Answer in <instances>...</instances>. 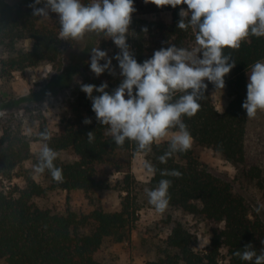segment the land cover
<instances>
[{
  "label": "trees",
  "instance_id": "16d2710c",
  "mask_svg": "<svg viewBox=\"0 0 264 264\" xmlns=\"http://www.w3.org/2000/svg\"><path fill=\"white\" fill-rule=\"evenodd\" d=\"M83 2L87 4L89 0ZM33 3L34 0H0V49L7 52L6 58L0 61V78L4 81L14 73L37 68L47 61L60 63L67 48V43L59 39L58 29L33 15L29 7ZM43 6V3L37 5ZM180 8L187 10L186 5L176 9L170 6L158 8L159 12L171 13L172 20L166 24L138 18V13H133L127 43L138 63L151 58L154 51L170 45L189 50L195 47L194 31L177 28ZM27 40L32 42L31 49L24 45ZM224 53H230L236 64L224 77L223 90L230 97L228 105L223 110L216 107L211 93L215 86L205 80L207 89L199 101L201 109L191 119L184 117V123L196 145L213 149L241 167L242 177L254 182L264 203V127L250 125L242 108L247 96L248 71L255 62L264 61V37L251 36L238 50L225 49ZM112 67L115 76L106 71L97 78L91 72L90 64L83 63L81 84L98 87L107 82L106 91L111 94L121 82L118 62L114 58ZM80 86L74 91L75 117L63 119L56 134H52L45 120H40V132L47 129L52 134L49 146L58 153L54 163L63 169L62 183L55 182L47 170L43 176L48 185L37 182L29 174L23 175L22 186L13 183L19 176L21 165L32 157V140L23 135L19 122L0 116V259L7 264H103L97 254L106 240H131L138 219V206L137 196L131 193L129 175L123 185L117 184L121 193H127L122 197L120 211L107 212L96 208L89 213L72 210L59 213L40 208L34 202L35 198L56 190L83 191L90 197L96 191L113 189L112 182L101 176L98 165L117 153H134V144L126 142L119 148L106 134V128L96 121L91 101ZM93 95L99 93L94 91ZM179 95L177 93L175 98ZM3 104L0 97V108ZM85 118H90L92 123L85 125ZM90 131L95 135L92 143L87 140ZM168 142L154 143L151 153L146 156L157 169L148 189L155 188L161 179L171 180L168 209L202 218L217 227L212 230L206 250L198 251L192 230L182 221L175 222L158 264H254L255 258L243 261L234 253L242 252L251 244L257 255L260 254L264 249L261 243L264 240V220L253 210L246 196L236 189L235 182L213 173L193 148L187 153H176L166 164H161L158 157L167 151ZM63 152H71L74 159L62 160L60 155ZM165 169L177 170L182 177H162L160 171ZM5 182L9 185H4Z\"/></svg>",
  "mask_w": 264,
  "mask_h": 264
},
{
  "label": "clouds",
  "instance_id": "9594fccd",
  "mask_svg": "<svg viewBox=\"0 0 264 264\" xmlns=\"http://www.w3.org/2000/svg\"><path fill=\"white\" fill-rule=\"evenodd\" d=\"M158 8H180L177 28L195 33V47L191 50L170 45L154 51L151 58L138 63L127 43L132 15L136 12L134 0H34L29 7L35 17L49 19V13L59 17V39L63 41L84 40L89 34L111 39L119 52L113 57L118 62L121 82L111 94L106 91L108 83L100 86L81 84L80 88L91 101V110L98 124L106 128L115 145L122 148L126 142L135 145L134 156H147L156 142L171 137L167 151L158 157L161 164L176 153H187L193 137L184 123V117H195L201 109L200 100L207 89V80L217 90L225 87L224 77L236 66L225 49L238 50L242 42L251 36L264 37V0H144ZM41 3L43 7H37ZM190 17V18H189ZM146 31V29H144ZM90 70L98 78L106 71L115 76L112 59L107 51L98 47L91 49ZM202 54V58L200 55ZM101 61L105 63L101 64ZM135 90V91H134ZM99 93L94 96L93 92ZM177 93L180 95L177 97ZM47 110V104H45ZM248 119H255L258 111H264V61H257L248 71L247 96L242 104ZM83 123H92L85 118ZM175 130V131H173ZM50 131L39 133L42 147L34 175L46 170L57 183L64 181L63 169L55 165L58 153L49 146ZM94 132L87 133L92 143ZM146 174L154 176L155 166L144 161ZM162 177L181 178L177 170H161ZM172 181L161 179L152 189H145L148 203L163 214L169 207V188ZM264 244V240L261 241ZM243 261L264 264V249L257 252L252 245L236 251Z\"/></svg>",
  "mask_w": 264,
  "mask_h": 264
},
{
  "label": "rangeland",
  "instance_id": "374dc122",
  "mask_svg": "<svg viewBox=\"0 0 264 264\" xmlns=\"http://www.w3.org/2000/svg\"><path fill=\"white\" fill-rule=\"evenodd\" d=\"M134 6L138 18L164 24L172 20L171 13L159 12L156 5L146 4L144 0H134ZM42 20L59 30L57 14L50 12L49 19ZM65 42L67 48L60 63L53 64L47 61L37 68L14 73L8 81L0 78V97L4 103L0 108V116L19 122L23 135L32 140V157L21 165L18 170L19 176L14 179V184L22 186L24 184L23 175L29 174L37 182L48 185V180L43 174L37 176L33 173V165L37 163L42 147L39 142L40 120H45L52 134H56L63 119H73L76 102L74 91L82 82V64L86 62L90 64L91 49L98 47L102 51H107L109 58H112V55L119 50L111 39H104L94 34L87 35L79 43L71 40ZM24 45L31 49V40L25 41ZM6 56L7 52L0 49V61ZM211 93L216 107L223 110L230 101L228 94L216 88L212 89ZM45 104H47V110H45ZM249 120L252 126L264 127V111H258L256 118ZM1 133L0 126V136ZM170 139L171 137L160 142ZM191 148L213 173L234 181L236 189L246 196L253 210L264 220V203L261 192L254 182L242 177L241 167L223 158L213 149L196 145L194 141ZM60 158L71 161L74 156L71 152H63ZM145 160H147L145 156H134L132 152L117 153L98 165L101 176L112 182L113 189L96 191L90 197L86 196L83 191L56 190L44 197L35 198L34 202L40 208L59 213H65L68 210L89 213L96 208L107 212L120 211L122 197L127 193H121L120 185L117 184L123 185L126 176L129 175L132 182L131 193L137 196L136 216L138 219L130 241L117 242L114 239L105 241L101 251L97 254L100 262L103 264H158L164 256L166 241L177 221L185 223L195 234L196 250H206L212 230L217 225L202 218L186 215L177 209H167L165 213L159 214L151 208L145 189H148L152 176L146 174L143 166ZM4 185L9 184L5 182ZM0 264L7 263L4 259H0Z\"/></svg>",
  "mask_w": 264,
  "mask_h": 264
}]
</instances>
